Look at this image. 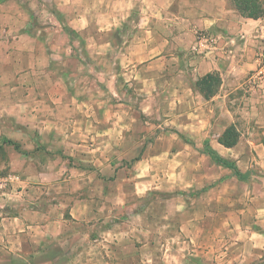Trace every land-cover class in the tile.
I'll return each mask as SVG.
<instances>
[{"label":"crops","instance_id":"crops-1","mask_svg":"<svg viewBox=\"0 0 264 264\" xmlns=\"http://www.w3.org/2000/svg\"><path fill=\"white\" fill-rule=\"evenodd\" d=\"M78 1L47 0L48 7L66 9L68 23L81 34L96 25L97 32L89 35L97 40L107 36L104 29L137 13L135 31L123 50H112L117 58L124 57L113 61V79H120L121 65L124 82L131 80L135 86L138 80L145 93L166 86L176 111H183L189 120L207 121L206 131L198 126L194 134L211 135V148L240 169L238 145L225 148L217 139L231 123L232 91L241 88L257 64V53L264 49L259 32L264 17L241 16L232 0H141L139 4L96 0L95 5L93 0ZM259 1L264 7V0ZM12 14L4 16L6 22L25 23ZM93 15L95 21L89 17ZM7 35L12 60L17 62L12 61L15 68H10L7 79L0 80V104L5 106L0 118L19 122L26 117L38 127L5 135L19 143L23 153L9 154L7 175L12 181L0 189V264H185L188 254L191 264H258L257 258L264 255V234H260L264 206L232 208L242 215L250 209L253 216L250 222L237 224L248 233L246 239L224 245L221 256L210 255L212 246L201 245L192 246L185 256L186 247L167 232L169 219L163 220L165 229L157 233L146 211L120 221L115 220L113 207L105 212L104 200L114 196L113 155L121 143L122 117L113 113L111 126L103 127L99 101L103 88L97 77L81 75L80 92L68 88L56 78L53 52L47 53L41 44L26 50L27 32L13 30ZM77 69L75 65L70 72ZM208 73H217L221 82L217 92L205 99L195 82ZM162 217L169 218L166 213Z\"/></svg>","mask_w":264,"mask_h":264},{"label":"rangeland","instance_id":"rangeland-1","mask_svg":"<svg viewBox=\"0 0 264 264\" xmlns=\"http://www.w3.org/2000/svg\"><path fill=\"white\" fill-rule=\"evenodd\" d=\"M5 1L0 0V4ZM10 1L13 2L8 7H0V80L7 79L10 68H15L12 61H16L12 60L14 54L10 53L12 41L4 37L8 32L21 30L27 32L30 38L24 45L26 50L41 44L44 51L55 54L51 66L56 70V78L68 88L80 92L83 85L80 77L83 74L99 79L103 88L99 92L104 113L103 127L111 126L113 113L122 117L120 127L116 126L121 132V143L119 151H114L113 155V164L116 165L113 168L116 178L114 196L112 200H104V211L113 207L115 220L119 221L146 211L157 233L165 229L161 223L169 219L171 224L167 226V232L171 238L177 237L174 241L186 247L185 256L195 245L212 246L213 254L211 252L210 255L221 256L225 255L222 254L224 245L243 242L248 233L240 231L237 224L250 222L253 211L249 209L242 215L236 214L232 208L239 210L253 205L264 206V94L258 86L264 85V82L256 86L248 83L257 64L248 73L241 88L232 91L228 107L231 114L228 126L234 129L238 145L236 150L243 162L238 169L242 173L248 172V179L243 182L237 180L230 170L215 165L203 153L204 142L209 143L212 137L195 135L194 131L198 126H203L201 131H206L207 121L189 120L183 111H176L171 103L172 97L165 93L166 86H155L151 94L145 93L138 80L135 86L131 80L124 82L127 77L121 74V65L120 79L118 76L113 79V61H123L124 57L120 55L117 58L118 55L113 54L112 50L122 51L127 44L128 37L135 31L136 12L120 24L104 29L107 36L97 40L89 35L97 32L96 25L91 28L89 25V31L81 34L80 30L68 23V11L48 7L47 0H37V5L31 3L32 0ZM80 1L88 3L89 0ZM95 1L92 4L95 5ZM135 1L142 3L141 0ZM94 11L90 14L95 15ZM11 12L18 17V21L25 23L6 22L8 19L4 16L11 15ZM94 15L89 17L95 21ZM75 65L78 69L71 73ZM211 88L212 91L218 88L217 81L213 82ZM4 108L1 103V115H5ZM37 127L36 121L26 117L19 122L0 118V177L9 173V154L15 150L13 146L3 143V139H9L6 133L9 135L16 130ZM226 153L232 155L231 152ZM210 191L212 193L207 194ZM175 212L180 215L175 216ZM164 213L169 218H163ZM156 222L157 225L154 224ZM226 224L231 225V230ZM260 234H264V231ZM200 255L203 253L196 257ZM190 256L188 254L183 259L186 260L185 264H191ZM257 259L258 264H264V255Z\"/></svg>","mask_w":264,"mask_h":264},{"label":"trees","instance_id":"trees-1","mask_svg":"<svg viewBox=\"0 0 264 264\" xmlns=\"http://www.w3.org/2000/svg\"><path fill=\"white\" fill-rule=\"evenodd\" d=\"M232 2L241 16L245 18L257 19L264 16V7L259 0H232ZM214 81H217L219 87L221 80L217 73H208L195 82V87L205 99H209L217 92L218 88L214 89V91L211 90ZM232 128V126H228L217 139L218 143L225 148H232L237 144L234 129ZM2 141L4 144L13 146L17 152L23 153L19 143L10 139H3ZM203 153L206 154L215 165L230 170L232 175L237 180L245 182L248 179V172H240L235 163L221 157L214 149L211 148L207 141L204 142Z\"/></svg>","mask_w":264,"mask_h":264},{"label":"built area","instance_id":"built-area-1","mask_svg":"<svg viewBox=\"0 0 264 264\" xmlns=\"http://www.w3.org/2000/svg\"><path fill=\"white\" fill-rule=\"evenodd\" d=\"M264 17V16H263ZM259 32L264 40V20L259 27ZM257 66L249 76L248 83L250 85H257V83L264 82V49H261L256 56ZM264 94V85H258ZM12 181V176L6 175L0 177V189H4Z\"/></svg>","mask_w":264,"mask_h":264}]
</instances>
